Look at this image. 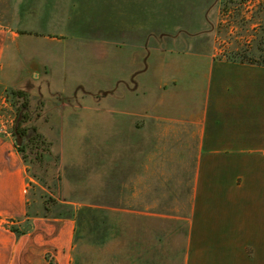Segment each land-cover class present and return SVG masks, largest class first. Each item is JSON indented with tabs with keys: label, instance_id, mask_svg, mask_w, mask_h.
Wrapping results in <instances>:
<instances>
[{
	"label": "crops",
	"instance_id": "1",
	"mask_svg": "<svg viewBox=\"0 0 264 264\" xmlns=\"http://www.w3.org/2000/svg\"><path fill=\"white\" fill-rule=\"evenodd\" d=\"M86 2L92 3L47 2L45 8L62 5L65 22L56 29L26 24L19 14L29 8L20 6L5 24L0 9V93L30 85H46L48 93L61 65L45 54L61 52L57 36L109 41V126L123 133L127 155L99 162L96 178L103 182L95 187L108 199L96 192L97 210L136 214L143 230L151 214L167 213L175 231L185 229L183 264H264V66L215 58L213 31L178 32L177 0H108L109 40L73 26L68 4L79 16ZM30 12L49 18L47 9ZM67 100L76 111L86 98ZM42 106L49 113L46 98ZM18 139L0 125V264H73L76 220L29 212L32 178ZM165 258L131 250L109 255L111 264H165Z\"/></svg>",
	"mask_w": 264,
	"mask_h": 264
},
{
	"label": "rangeland",
	"instance_id": "2",
	"mask_svg": "<svg viewBox=\"0 0 264 264\" xmlns=\"http://www.w3.org/2000/svg\"><path fill=\"white\" fill-rule=\"evenodd\" d=\"M89 1L95 5L91 2L81 4L83 9L79 16L75 15L76 9L68 4L74 15L73 26L94 29L102 38L109 40L108 0ZM47 2L50 0H0V9L5 11V19L1 21L9 24L11 12L20 6L29 8V11L21 10L19 14L26 24L48 29L62 28L65 20L58 14L62 5L51 3L45 8ZM220 6V0H177V31L184 34L198 29L200 37L202 31H213L215 58L231 60V55L245 50L246 36L226 16L220 15ZM36 8L47 9L49 18L43 19L38 13L35 16L30 12ZM55 39L53 43L62 48L61 52L49 51L45 55L58 56L61 68L47 88L49 94L46 85L39 84V90L37 85H30L27 89L6 88L0 93V125L11 130L15 140L21 137L19 144L26 145L21 154L32 178L28 188L29 212L75 218L73 264H111V253L126 250L165 252V264H183L185 229L178 227L175 231L174 221L167 213L163 219L153 214L148 219L143 218L147 225L143 230L141 217L136 220V214L108 209L100 211L94 205L96 192L97 199L105 197H101L100 190L95 187L103 182L97 179L99 162L125 159L127 155L123 133L111 132L109 126L111 45L109 41L95 44L86 41L82 44L63 41L58 36ZM39 45L43 43L38 44L37 54L33 52L37 60L43 51ZM123 55L125 57V52ZM12 89L24 91L25 96L11 94ZM82 94L86 98L84 108L74 111L71 106L64 105L69 102L67 98L74 96L77 100ZM56 97L58 102H55ZM45 98L49 113L43 112ZM23 102H26V107H23ZM79 104H82L81 100ZM18 107L22 108L19 112ZM23 111L28 114V121L22 118ZM19 123L20 128H28L27 136H18L15 132ZM68 199L72 203L65 202ZM132 236L135 240L131 242Z\"/></svg>",
	"mask_w": 264,
	"mask_h": 264
},
{
	"label": "trees",
	"instance_id": "3",
	"mask_svg": "<svg viewBox=\"0 0 264 264\" xmlns=\"http://www.w3.org/2000/svg\"><path fill=\"white\" fill-rule=\"evenodd\" d=\"M220 2V15L226 16V19L230 23L232 22L235 27L242 29L244 36H246L244 40L245 50L237 53L238 55H231V60L257 63L264 66V0H220ZM220 24L221 22H219ZM10 92L15 96H25V92L22 90L12 89ZM23 104H25L23 107L27 106L26 102ZM21 110L22 108H17V112ZM21 114L25 121L30 119L26 111ZM20 125L21 123L16 125L15 132L18 136H27L28 128H20ZM34 131L36 132L35 128ZM37 137H40L39 133H37ZM24 146H26L25 143L20 144L19 150L23 151ZM50 264L55 263L51 260Z\"/></svg>",
	"mask_w": 264,
	"mask_h": 264
},
{
	"label": "water",
	"instance_id": "4",
	"mask_svg": "<svg viewBox=\"0 0 264 264\" xmlns=\"http://www.w3.org/2000/svg\"><path fill=\"white\" fill-rule=\"evenodd\" d=\"M18 141H19V143L21 142V137H19Z\"/></svg>",
	"mask_w": 264,
	"mask_h": 264
}]
</instances>
